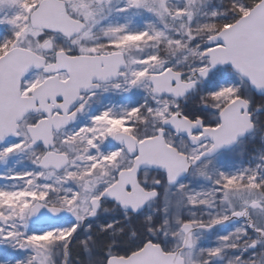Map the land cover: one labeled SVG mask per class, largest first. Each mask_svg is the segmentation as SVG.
<instances>
[{
	"label": "snow or ice",
	"instance_id": "snow-or-ice-1",
	"mask_svg": "<svg viewBox=\"0 0 264 264\" xmlns=\"http://www.w3.org/2000/svg\"><path fill=\"white\" fill-rule=\"evenodd\" d=\"M0 29V264H264V0H0Z\"/></svg>",
	"mask_w": 264,
	"mask_h": 264
},
{
	"label": "rangeland",
	"instance_id": "rangeland-1",
	"mask_svg": "<svg viewBox=\"0 0 264 264\" xmlns=\"http://www.w3.org/2000/svg\"><path fill=\"white\" fill-rule=\"evenodd\" d=\"M0 31H2V29H0ZM258 147V146H257ZM237 163H239V161H237Z\"/></svg>",
	"mask_w": 264,
	"mask_h": 264
}]
</instances>
